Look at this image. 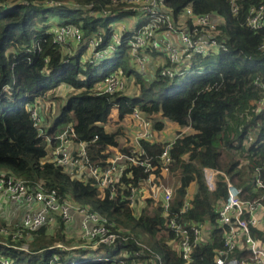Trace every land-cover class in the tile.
Returning a JSON list of instances; mask_svg holds the SVG:
<instances>
[{"label":"trees","instance_id":"obj_1","mask_svg":"<svg viewBox=\"0 0 264 264\" xmlns=\"http://www.w3.org/2000/svg\"><path fill=\"white\" fill-rule=\"evenodd\" d=\"M19 1L22 0H0V170L7 169L30 186L42 180L47 189L59 191L61 201L72 199L89 206L112 222L113 230L125 240L122 244H103L95 249L75 248L73 245L82 240L69 237L68 224L58 217L55 224L23 231L17 241L5 238V243H0V254L12 259L13 264H140L151 257L160 264H216V257L224 249L227 230L218 221V210L228 191L223 176L216 189L210 190L204 167L226 172L242 188L244 200L264 197V189L256 186L258 179L264 183V110L255 114L252 104L262 93L255 80L259 78L264 83V52L259 48L264 29L254 32L245 25L250 7L264 0H242L238 14L232 12L230 0H166L175 15L188 6L198 14L220 15L221 36L229 44L226 52L197 57L193 71L183 78L147 77L134 66L127 45L99 65L84 63L82 50L63 53L53 43V33L48 32L51 18L58 17L60 24L81 26L87 39L95 31L106 29L110 22L127 16V12L99 16L63 3L49 7L45 0H30L28 4ZM75 1L94 3L90 10L108 7L115 10L124 4H112L113 0ZM34 38L40 41L41 51L30 53L25 47ZM118 70L136 87L134 93L125 89L98 95L89 90ZM61 84L72 86L75 93L68 95L54 123L46 129L47 134L59 136L73 125L74 141L87 142L88 154L94 161L104 163L111 154L106 152L108 147L120 146L122 126L111 132L104 127L113 108L118 109L120 120L139 108L157 131L165 127V121L159 120L158 115L181 128H191L190 133L172 144L169 173H177L180 185L174 189L169 215L164 213L162 199L137 200L142 204L139 213L131 206V186L139 187V181L149 176L141 166L127 170L131 173L128 176L126 172L117 182L115 195L111 196L109 187L101 197L94 178L79 179L63 166L46 160L47 140L34 125L28 105ZM52 143L57 146L59 142L54 139ZM166 144L142 141L146 156L158 157ZM192 186L195 192L190 206L182 212ZM169 216L188 225L211 224L209 239L194 248L189 261L174 247L177 237L169 227ZM5 225L0 220V228ZM11 228L14 231L16 226ZM251 231L264 243V229L251 226ZM22 243L28 244L27 250L21 248ZM231 256L255 264L247 246L236 248Z\"/></svg>","mask_w":264,"mask_h":264},{"label":"built area","instance_id":"obj_2","mask_svg":"<svg viewBox=\"0 0 264 264\" xmlns=\"http://www.w3.org/2000/svg\"><path fill=\"white\" fill-rule=\"evenodd\" d=\"M29 1L19 2L28 4ZM241 1L230 0L234 14L239 13ZM43 2L49 7L63 3L75 9L89 11L91 15L111 16L118 15L120 12H127L129 16L137 15L136 24L132 27L128 22L121 20L126 18L123 17L110 22L106 29L95 31L87 39L84 38V31L79 25L59 24L54 30L49 27L51 25H47L48 32L53 33V43L59 46L63 53L71 50L68 53L73 54L82 50L84 63L99 65L115 56L120 47L127 45L134 66L149 78L157 75L183 78L193 71L197 57H207L229 50V44L226 38L221 36L219 28L223 22L222 17L215 13H195L190 6L183 8L178 15H175L173 10L167 6L166 0H113L112 4L124 3L115 10L110 7L90 10L94 3L81 4L75 0H45ZM245 25L254 32L264 29V3L250 7ZM39 42L34 38L31 45L25 47L26 51L30 53L41 51ZM259 48L264 52V38ZM159 55L165 56L167 63L156 65L154 70L148 69L153 58ZM48 61L46 59V63ZM45 72L48 73L49 70ZM255 84L262 89L261 96L252 101L253 111L259 114L264 110V83L257 78ZM126 87V78L118 70L106 79L95 83L89 90L93 94L100 95L123 91ZM45 97L46 95L38 96L29 105L34 125L40 134H44L45 128L39 112V101ZM130 115L136 133L126 147V151L121 147L119 149L110 146L107 153L113 151V154H110L104 163L99 160L94 161L88 154V143L74 141L76 134L73 125L70 124L61 135L46 136L48 142H53L54 139L59 142L54 147V155L50 160L63 166L65 170L67 167L73 169L74 176L79 179L86 176L94 178L101 197L105 195V189L109 187L112 192L111 196L115 195L113 193L116 191L117 182L126 172L131 173L127 170L131 166H141L145 172L149 173V176L139 181V187L131 186L129 196L131 206L135 209L140 204L137 200L140 202L142 199L160 197L163 200L164 213L169 215L174 190L163 183L162 177L170 172V164L173 161L171 156L173 142L191 128L185 127L175 136L174 141L167 142L158 157L146 156L142 141L156 142L152 120L139 108H135ZM249 139H252V136ZM70 140L78 145L74 151L68 149ZM157 171L160 173L158 178ZM257 171H260V168H257ZM66 172L69 173L67 170ZM204 175L208 188L212 191L216 189L221 176L227 183L228 196L218 210V221L220 225H225L227 230L224 236V249L220 250L216 257V264H250L246 259L231 256L233 251L241 246H247L252 252L255 264H264V243L251 231V226L260 227L264 223V197L244 200L241 197L242 188L235 185L224 171L204 167ZM256 186L264 189L263 181L258 179ZM144 191L149 192L150 195H145ZM191 199L192 196L188 191L182 212L189 208ZM5 200L12 203L24 202L29 206V211L21 225H16L14 231L10 226L0 228V243H5V238L8 237L17 241L22 237L23 231L55 224L58 217H61L67 224L73 223L76 217L81 218L82 242L75 248L95 249L103 244H122L125 240L113 230L112 222L100 213L94 212L89 206L71 202L69 199L61 201V195L56 188L47 189L43 182L30 186L25 179L13 175L10 171L0 170V204ZM168 223L177 237L174 247L186 261L191 259L192 252L198 244L209 239V234L206 236L203 234L204 222L188 225L179 221L175 216H169ZM21 248L27 250L28 246L22 243ZM0 264H13V260L0 254ZM142 264L160 263L155 257H151Z\"/></svg>","mask_w":264,"mask_h":264},{"label":"crops","instance_id":"obj_3","mask_svg":"<svg viewBox=\"0 0 264 264\" xmlns=\"http://www.w3.org/2000/svg\"><path fill=\"white\" fill-rule=\"evenodd\" d=\"M128 16H125L126 18H123L121 20H123V22H128L130 27H132L133 25L136 24L137 15L133 14V15H131L129 17ZM55 19L58 20L57 17ZM60 22H61L60 20H58L57 22L55 21V23H53V24L50 22L49 25H51V26H49V27L52 30H54V28L57 25L59 26ZM69 51H71V50H69ZM166 63H167V58L165 56H163V55H159L158 57H154L153 58V60H152V62H151V64H150L148 69L154 70L156 68V65H164ZM126 89H127V91H130V92H133V91L135 92L136 91V87L133 86V84L130 83V81H127ZM57 91L59 92V94H56L54 96H62L64 98V97H68L69 93L71 91L74 92L75 89L72 86H70V85L61 84L55 90L45 94L46 97L39 101V103H40L39 112H40V116L42 117V119L44 121V128H45L44 129V134H40V135H43L44 137L51 136L50 134H47L46 129H48L53 124V123H51V121H52L53 118H55V116L59 113V110H60L59 104L56 101H50L49 100V95H51L52 92H57ZM63 92H67L66 95L67 94L68 95L67 96L66 95L65 96L61 95ZM29 105H28V109H29ZM168 121H165L166 122V126L162 130L157 131V130L154 129V137H155L154 140L156 142L157 141L158 142H171V141H174L175 136L178 134V132H180V131H182L184 129V128H181L176 122H174L172 120H169V119H168ZM110 123L115 128L118 127V126H122L123 134L120 136V146L119 147H127L128 144L133 139L135 133H136L134 125H133V120L131 118V115L128 114L123 120H120L119 116H118V109L117 108H113L112 112H111V114L109 116L108 122H106L104 124V127H105V129L108 132H111V131H113L115 129V128L113 129V128L110 127L111 126ZM167 123H170V128H171V136L167 137L168 139L166 138V135H165L166 129L168 127ZM191 131L192 130L190 129L187 133H190ZM46 140H47V137H46ZM54 147L55 146H53V143L52 142H48V140H47V150L49 152V155L46 157V160H50L51 156L54 155V153H53ZM119 147H117V148H119ZM77 148H78L77 143H75L74 141L70 140L69 144H68V149L70 151H74ZM106 152H107V150H106ZM109 152L111 153V155L113 154V151H109ZM242 159H243V163L246 162V160L244 158H242ZM1 170H7V169H1ZM66 170L69 171V173H71L74 176L75 171L73 169L67 167ZM168 175L169 174L164 175V178H167ZM40 182L44 183V181H42V180ZM179 185H180V182L179 181H178V183L176 182V184H174L175 187H173V190ZM189 192H190V194H191V196L193 198V195H194V192H195V186H192V188L189 189ZM144 193H145V195H147V194L150 195L149 192H145L144 191ZM146 199H148V198H146ZM146 199H142V201H145ZM152 199L155 201V200H159L161 198L160 197H157V198H153L152 197ZM69 200L71 202H75L72 199H69ZM156 202H158V201H156ZM28 211H29V206L26 203H24V202L12 203V202H9V201L5 200V201H3V203L0 204V220L4 221L7 224L5 226H10L11 227V226H16V225H21V223L23 222V219H24V217H25V215L27 214ZM80 221H81V218L80 217H76L73 223L68 224V229L67 230H68L69 237H76L77 239L78 238L81 239V237H80ZM259 228L260 229H264V223ZM210 232H211V224L207 222V223H205V226H204V229H203V234L205 236L207 234H209L208 235V237H209L210 236ZM24 244H26V243H24ZM26 245L28 246V244H26ZM73 246L75 247V246H77V244H75ZM140 264H142V263H140Z\"/></svg>","mask_w":264,"mask_h":264},{"label":"rangeland","instance_id":"obj_4","mask_svg":"<svg viewBox=\"0 0 264 264\" xmlns=\"http://www.w3.org/2000/svg\"><path fill=\"white\" fill-rule=\"evenodd\" d=\"M58 18V17H57ZM58 20H60V18H58ZM57 19H55V18H51V23L53 24V23H55V21L57 22L58 21ZM54 21V22H53ZM48 25H49V23H48ZM75 48H76V46H75ZM69 92V91H68ZM66 93L67 92H63L61 95H63V96H65L66 95ZM70 93H73V91H71ZM69 93V94H70ZM56 94H59V92L57 91V92H52V94L51 95H49V100L50 101H56L58 104H59V107L61 108L64 104H65V101H66V99H67V97H62V96H54V95H56ZM68 95V94H67ZM66 95V96H67ZM157 118L159 119V120H161V121H168L166 118H164L162 115H158L157 116ZM169 122V121H168ZM51 123H54V118L52 119V121H51ZM110 127L111 128H115V127H113V125L110 123ZM165 126H166V122H165ZM167 129H166V133H165V135H166V138L167 137H170L171 136V128H170V123H167ZM173 132V131H172ZM175 133V132H174ZM168 139V138H167ZM173 175V176H172ZM177 180H178V176H177V173H175V174H170L169 173V175H168V177L167 178H162V181H163V183L165 184V185H167V186H170L171 188H173V187H175L174 186V184H176V182H177ZM178 183V182H177ZM141 207H142V204L141 205H139L138 207H136L134 210H135V212L136 213H138L139 211H140V209H141ZM60 244V243H59ZM91 257V256H90Z\"/></svg>","mask_w":264,"mask_h":264}]
</instances>
